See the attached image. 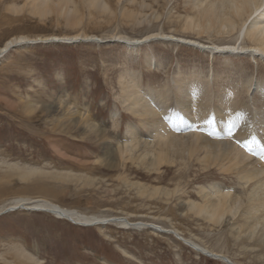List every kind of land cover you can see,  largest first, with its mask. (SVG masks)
<instances>
[{
	"label": "rangeland",
	"instance_id": "374dc122",
	"mask_svg": "<svg viewBox=\"0 0 264 264\" xmlns=\"http://www.w3.org/2000/svg\"><path fill=\"white\" fill-rule=\"evenodd\" d=\"M118 1L110 0L115 11L110 13L111 17L109 13L90 14L79 3L82 23L74 25L64 21L55 10L45 18L39 17L32 11L31 0H0V48L20 36L77 33L104 38L120 33L139 39L163 31L207 44L237 41V34L225 38L198 36L169 24L168 15H188V0H172L161 6L147 0L150 9L144 13L157 11L162 16L158 22L138 26L121 18ZM123 1L124 9H141L138 3ZM114 42L73 45L39 42L10 49L6 56L0 57V264H225L218 257L223 253L239 264H261L258 258L254 259V253L235 241L228 227L206 222L181 207V202L202 204L199 194L202 187L208 192L218 185L231 192L240 191L237 173L221 170L213 163L206 167L197 157L181 159L178 155H172L173 158L169 155L176 160L173 164L169 161L151 171L140 160L116 155L115 149L119 143L130 140L127 134L130 125H139V119L127 110L123 101L120 81L124 73L129 81V74L136 72L142 74L141 87L145 90L149 87L162 90L167 83L173 88L174 80L186 81L195 76L205 80L208 77L211 81L208 86L217 98L226 87L235 89L240 102L237 118L243 116L244 129L247 128L241 143H253L254 138L264 141L260 137L264 129L258 118L264 111V57L253 60L244 56L248 54L233 57L225 53L218 54L212 62L208 53L190 46L152 42L130 50ZM149 52L155 56V65L151 67L145 63ZM249 80L252 88L248 92L244 85ZM172 91V96L165 92L162 95L173 97L176 91ZM54 106L71 107L86 116L106 132L107 142L90 140L75 130L67 132ZM166 108L169 112L172 104ZM228 130L226 134L240 140L238 133ZM226 134L225 137L229 136ZM255 151L253 161L264 164V146H255ZM7 164L72 178L4 180ZM154 188L161 189V193L153 194ZM21 198L44 200L85 217H126L132 223L177 230L179 235L156 233L147 225L127 227L115 222L106 227L77 225L71 217H61L50 210L21 209L6 214Z\"/></svg>",
	"mask_w": 264,
	"mask_h": 264
},
{
	"label": "bare ground",
	"instance_id": "6f19581e",
	"mask_svg": "<svg viewBox=\"0 0 264 264\" xmlns=\"http://www.w3.org/2000/svg\"><path fill=\"white\" fill-rule=\"evenodd\" d=\"M122 1L119 0L118 5L121 6V18L124 21L127 20V24L130 23L133 26H138L151 21L158 22L161 18L160 16H162H159L157 11L153 13L150 11L152 15L151 13L150 15L144 13L147 8L150 9V5L146 2L147 0H125L132 4L138 3L141 8L139 11L135 8L131 10L124 9ZM149 1L161 6L167 5L172 0ZM188 1V15L184 17H172L168 15L169 24L177 25L183 33L194 32L198 36L207 34L211 37L225 38L237 34L236 43L207 44L185 36L165 34L163 31L151 32L139 39H131L120 33H112L108 38L84 33L35 38L20 36L7 41L0 48V57L6 56L11 51V48L14 49V47L19 45L24 47L35 42L73 45L85 42L108 44L114 41V43L124 45L130 50H137L143 45H148L152 42L190 46L202 53H208L212 62L218 54L225 53H229L226 56L232 55L233 57L248 54L244 56H249L253 60L264 57V0ZM79 3L84 5L90 14L93 12L98 14L115 12L111 9L110 0H31V8L36 15L43 18L55 10L67 23L79 25L82 23V19L79 17ZM109 16L111 17V14ZM109 22L111 23V21ZM124 24L126 23L124 22ZM145 58V63L150 67L155 65L153 53L149 52ZM123 75L127 76L126 73ZM124 76L120 79L122 98L127 105V110L139 119V125L134 123L130 125L127 133L130 135V140L122 145L118 144L119 147L115 149L116 155L122 158L129 156L130 159L140 160L147 165L146 169L149 168L151 171L166 163L172 162L171 164H173L176 160L170 159L169 155H178L181 159H185V157L189 159L197 157L200 163L206 167H209L210 163H213L220 167L221 170L237 173L240 191L235 189L231 192L228 188H222V186L218 185L217 188L214 187V191L212 189L213 192H208L207 189L202 187L201 193H199L201 194V201H203L202 204L194 201L181 202V207L187 208L196 217L206 222L220 227H228L235 237V241L241 246H246L245 250L254 253V259L258 258L257 261L264 264V164L261 165L259 162L255 163L253 161V157L256 155L255 146L261 148L264 146V141L256 140L255 143L253 141V143L251 141L245 142L246 144L241 143V137L245 135L244 131L247 128L244 129L243 116L237 118V114L240 115V113H237L236 110L240 102L239 97H236L234 87L232 88L233 90L227 89V87L225 89L224 87L225 92L217 98L213 95L212 88L208 86L211 83L207 79L208 77H205V80L204 78H200V76L194 75L195 77L191 79L188 77L186 81H183L185 80L184 78L183 80H180L182 78H178L173 81V88L167 83L162 90H156L151 87L145 90L141 87L143 80L141 73L129 74V77H131L129 81H127L128 79L125 80ZM251 84V80L245 83V85L243 83L248 92L252 88ZM172 89L176 91L175 94L172 93L173 97L170 94ZM162 92L171 96L164 97ZM170 103L172 104V109L167 112L166 106H169ZM30 108L35 110L36 106H30ZM53 109L54 111L57 109V112L61 114V125L67 132L75 130L90 140L107 142L108 137L106 132L97 128L96 124L90 122L80 112L71 110V107L57 108L54 106ZM263 114L264 111L258 118H261L260 124H262V128L264 129ZM236 121H240L241 123ZM201 124L206 126L205 129L203 128L204 131L200 127ZM234 124L236 125L234 126ZM242 124L243 128L241 129L240 125ZM217 128L220 130L216 131ZM228 129H231L232 133H236V135L238 133L237 137L240 140L236 137L232 138L230 136L231 133L226 134V132H230ZM224 134L230 137H225ZM260 137L264 139V133ZM248 150L253 151L248 152ZM262 157L264 156L262 155ZM110 164H113L112 160ZM11 177H17L22 182H31L39 178L53 180H70L69 178H72L67 174L64 176L61 174L53 176V174L41 169L22 168L17 165L7 164L2 179L8 180ZM140 192L142 195L141 190ZM145 192L148 191L145 190ZM151 192L158 194L161 193V189L154 188ZM166 195L170 196L169 192H166ZM21 209H26L28 212L50 210L57 213L58 216L71 217L77 225L106 227L110 222L119 223L127 227H143V225H147L146 227L156 233L173 234L174 232V234L179 235L177 230H165L163 227L151 223H132L126 217H114L112 219L96 216H80L78 213L64 210L44 200L18 199V202L12 206V211L16 212ZM218 257L221 258L220 261H225V264H239L232 259H228L224 253ZM226 260H229L230 263Z\"/></svg>",
	"mask_w": 264,
	"mask_h": 264
},
{
	"label": "water",
	"instance_id": "95a60500",
	"mask_svg": "<svg viewBox=\"0 0 264 264\" xmlns=\"http://www.w3.org/2000/svg\"><path fill=\"white\" fill-rule=\"evenodd\" d=\"M39 44V43H38ZM32 45H37V43L35 42L34 44H29V45H27V46H32ZM18 47H22V45H19V46H16V47H14V49L15 48H18ZM12 49V48H11Z\"/></svg>",
	"mask_w": 264,
	"mask_h": 264
},
{
	"label": "snow or ice",
	"instance_id": "6c2138e0",
	"mask_svg": "<svg viewBox=\"0 0 264 264\" xmlns=\"http://www.w3.org/2000/svg\"><path fill=\"white\" fill-rule=\"evenodd\" d=\"M253 142H255V138L253 139Z\"/></svg>",
	"mask_w": 264,
	"mask_h": 264
}]
</instances>
